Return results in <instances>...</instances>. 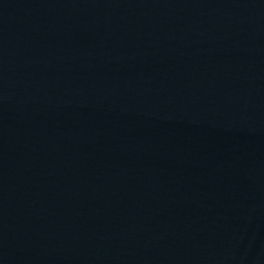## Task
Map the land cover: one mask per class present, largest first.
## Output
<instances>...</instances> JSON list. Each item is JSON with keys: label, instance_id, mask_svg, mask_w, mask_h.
Here are the masks:
<instances>
[{"label": "water", "instance_id": "95a60500", "mask_svg": "<svg viewBox=\"0 0 264 264\" xmlns=\"http://www.w3.org/2000/svg\"><path fill=\"white\" fill-rule=\"evenodd\" d=\"M0 264H264V0H0Z\"/></svg>", "mask_w": 264, "mask_h": 264}]
</instances>
